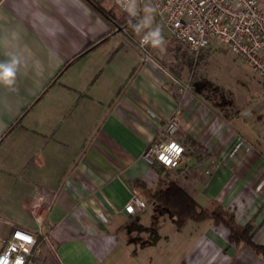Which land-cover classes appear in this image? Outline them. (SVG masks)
<instances>
[{"label":"crops","instance_id":"1","mask_svg":"<svg viewBox=\"0 0 264 264\" xmlns=\"http://www.w3.org/2000/svg\"><path fill=\"white\" fill-rule=\"evenodd\" d=\"M128 19L116 0H0V59L26 47L42 73L30 66L17 93L0 89L7 125L0 130V220L7 225L0 224V238L15 227L43 235L58 264H264L249 245L230 244L222 224L188 220L177 228L172 211L150 200L160 176L142 153L174 114L177 139L189 135L210 153L198 162L185 148L183 166L201 167L198 203L218 202L239 223L252 222L264 244L260 141L203 91L178 90L163 52L134 42ZM254 107L264 128L259 95ZM133 192L147 205L128 214ZM39 196L41 224L30 207Z\"/></svg>","mask_w":264,"mask_h":264},{"label":"built area","instance_id":"2","mask_svg":"<svg viewBox=\"0 0 264 264\" xmlns=\"http://www.w3.org/2000/svg\"><path fill=\"white\" fill-rule=\"evenodd\" d=\"M147 0H140L144 2ZM157 15L172 37L197 54L212 40L226 45L230 52L255 70L264 82V0H151ZM187 83H179L178 90L187 89ZM264 105V86L259 94ZM179 128L177 117L170 115L162 131L146 145L142 157L148 164L158 162L167 167L184 165L185 147L176 137ZM239 138L229 155L243 144ZM206 173L210 170L206 169ZM41 196L33 200L31 212L42 223ZM147 205L146 200L133 192L123 210L136 214ZM104 222L106 214L94 208ZM36 235L24 228L15 227L9 236L0 238V264H25L36 246Z\"/></svg>","mask_w":264,"mask_h":264},{"label":"trees","instance_id":"3","mask_svg":"<svg viewBox=\"0 0 264 264\" xmlns=\"http://www.w3.org/2000/svg\"><path fill=\"white\" fill-rule=\"evenodd\" d=\"M107 16H109V18L111 17L110 14ZM111 18L114 19L113 17ZM174 45L171 46V49L178 57L177 63L179 61L185 63L192 71V76L195 77L198 67L205 59L206 54L203 51L204 49H201L195 54L187 47H183L180 44L175 45L176 47ZM174 49H176V51ZM173 72L177 73L175 70ZM177 134L178 130L176 133L178 137ZM183 137L184 147L197 157L198 162L203 158L210 157L208 150L194 138L189 135H183ZM151 166L160 176V186L152 192L150 200L172 211L177 228H181L188 220L203 221L211 219L214 223L222 224L227 228L228 241L230 244L249 245L264 259V244H260L255 240V228L252 222L246 224L239 223L235 217V213L218 202L214 203L212 206H203L198 203L195 198L197 193L195 183L198 179H201L202 176L200 175L201 167L197 162L187 167H167L158 162L151 164ZM136 183H138V181ZM133 224L138 229L144 228V226L138 224L136 220H134ZM36 242V246L39 250L35 251L33 249L25 264H58L53 251L43 235H37ZM1 248L2 245H0V249Z\"/></svg>","mask_w":264,"mask_h":264},{"label":"rangeland","instance_id":"4","mask_svg":"<svg viewBox=\"0 0 264 264\" xmlns=\"http://www.w3.org/2000/svg\"><path fill=\"white\" fill-rule=\"evenodd\" d=\"M144 3H140L141 6ZM155 23L161 27L166 40V47L163 51L164 58L166 59L164 63L172 71H177L175 75H177L179 82L181 84L187 83V88L195 89L200 93L203 91L206 102L215 104L219 109H223V113L226 111L232 112L233 119L231 121L236 123L241 132L249 134L250 138L257 137L260 141V149L264 153V128H261V123L256 119L257 112L254 107L262 88L261 76L246 65L239 56L230 52L226 45L212 40L207 47L203 48L206 54L205 59L198 67L196 76L193 77L192 71L185 63L179 61L176 64L172 60L175 58V52L170 49L171 46L169 45L171 42L173 45L180 43L173 38L171 39L172 35L157 16H155ZM132 34L135 39L134 42H139L140 36L136 35L133 31ZM121 38L122 36L118 34L116 40L113 42L116 43L117 41L118 43ZM174 50L176 51V49ZM261 106L264 109L262 103ZM150 209L151 205L148 204L146 211H150ZM29 220L33 223L30 216ZM0 224L3 227L5 226V228L7 227L3 220H0ZM166 225L169 226V223H166ZM165 229L167 228L163 227L162 230ZM0 234H2V231H0Z\"/></svg>","mask_w":264,"mask_h":264},{"label":"clouds","instance_id":"5","mask_svg":"<svg viewBox=\"0 0 264 264\" xmlns=\"http://www.w3.org/2000/svg\"><path fill=\"white\" fill-rule=\"evenodd\" d=\"M117 5L128 16V26L140 36V46H148L161 52L165 50L166 40L161 27L155 23L157 13L156 7L151 0H147L141 6L140 0H116ZM17 37L19 34H16ZM4 59H0V89L10 93L18 92V80L26 70L31 69L36 76L42 73L38 70L41 61L26 47H17L4 53ZM7 128V125L0 121V130Z\"/></svg>","mask_w":264,"mask_h":264}]
</instances>
